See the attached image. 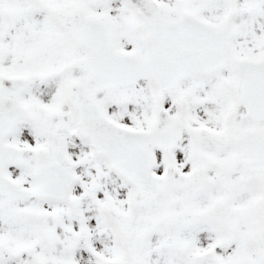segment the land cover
Wrapping results in <instances>:
<instances>
[{
  "label": "snow or ice",
  "instance_id": "6c2138e0",
  "mask_svg": "<svg viewBox=\"0 0 264 264\" xmlns=\"http://www.w3.org/2000/svg\"><path fill=\"white\" fill-rule=\"evenodd\" d=\"M0 264H264V0H0Z\"/></svg>",
  "mask_w": 264,
  "mask_h": 264
}]
</instances>
